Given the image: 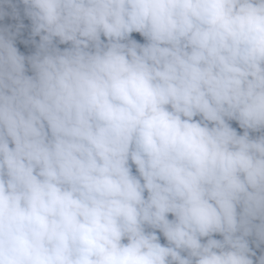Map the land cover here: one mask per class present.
Here are the masks:
<instances>
[{"label": "clouds", "instance_id": "9594fccd", "mask_svg": "<svg viewBox=\"0 0 264 264\" xmlns=\"http://www.w3.org/2000/svg\"><path fill=\"white\" fill-rule=\"evenodd\" d=\"M0 264H264V0H0Z\"/></svg>", "mask_w": 264, "mask_h": 264}, {"label": "trees", "instance_id": "16d2710c", "mask_svg": "<svg viewBox=\"0 0 264 264\" xmlns=\"http://www.w3.org/2000/svg\"><path fill=\"white\" fill-rule=\"evenodd\" d=\"M134 35H137L138 36V34H134Z\"/></svg>", "mask_w": 264, "mask_h": 264}]
</instances>
